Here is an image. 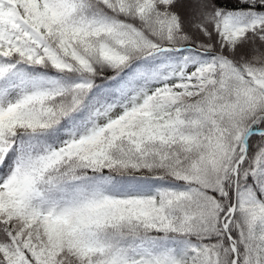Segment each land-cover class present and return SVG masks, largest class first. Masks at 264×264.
<instances>
[{
    "label": "snow or ice",
    "instance_id": "snow-or-ice-1",
    "mask_svg": "<svg viewBox=\"0 0 264 264\" xmlns=\"http://www.w3.org/2000/svg\"><path fill=\"white\" fill-rule=\"evenodd\" d=\"M0 264H264V0H0Z\"/></svg>",
    "mask_w": 264,
    "mask_h": 264
}]
</instances>
